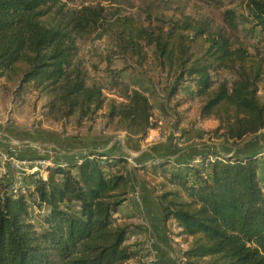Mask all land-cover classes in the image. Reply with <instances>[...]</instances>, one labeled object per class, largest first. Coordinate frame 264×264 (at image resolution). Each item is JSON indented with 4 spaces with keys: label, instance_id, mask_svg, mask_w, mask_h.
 Listing matches in <instances>:
<instances>
[{
    "label": "trees",
    "instance_id": "16d2710c",
    "mask_svg": "<svg viewBox=\"0 0 264 264\" xmlns=\"http://www.w3.org/2000/svg\"><path fill=\"white\" fill-rule=\"evenodd\" d=\"M245 7L246 22L264 32V0H247ZM226 16L234 27V13ZM108 31L116 34L122 55L139 65L145 49H154L160 74L168 72L166 84L160 79L162 115L198 100L199 118L219 123L210 134L234 146L264 131V60L222 29L189 18L145 25L129 17L108 20L101 5L0 0V81L18 79L19 90L50 96L55 120L74 118L78 127L94 123L106 105L104 88L88 82L78 41ZM120 76L125 100H113L107 117L130 138L144 141L157 127L155 84ZM211 156L201 155L204 161L213 158L207 178L203 169L168 159L132 171L161 180L150 188L168 238L191 239L182 252L184 264H264V158ZM128 171L126 156L91 149L53 162L46 178L9 172L0 180V264H154L141 239L147 228L131 201ZM32 207L43 215L34 218Z\"/></svg>",
    "mask_w": 264,
    "mask_h": 264
},
{
    "label": "rangeland",
    "instance_id": "374dc122",
    "mask_svg": "<svg viewBox=\"0 0 264 264\" xmlns=\"http://www.w3.org/2000/svg\"><path fill=\"white\" fill-rule=\"evenodd\" d=\"M247 0H63L68 7L80 8L83 6L101 5L106 10V17L108 20H114L115 16L129 17L141 24L148 25L149 21L158 24L161 20H186L191 19L195 23L209 26L212 31L222 29L229 35L236 44L246 47L250 53L257 54L259 58L264 60V32L259 28H255L251 22H246L247 10L245 3ZM227 11H232L235 15V26L231 27L226 16ZM101 31V30H100ZM79 59L84 62V66L88 72V82L90 84L101 85L106 99L105 107L95 116V122L86 120L81 126H77L74 118L68 121L55 120L49 114L48 104L50 96L41 93L40 91L27 87L19 90V80L2 79L0 81V122L5 123L8 127L15 129L19 134V138L34 142L35 145L28 148H23V144L9 146V149L0 148V180L8 176V171L12 172L15 156L21 155L27 151L30 156H36L33 159H26L27 161L34 160H63V154L58 153L56 147L61 149L65 146V142L70 139H84L85 136H108V140L122 136L124 132L120 131L117 126V121L110 120L107 117L108 106L115 100L123 102L125 100L126 87L119 85L120 73H123L124 78L130 75H138L142 78H150V81L155 84L154 89L157 92V97L153 99L155 105L154 120H159L161 117L165 119L161 127L160 134L167 135L168 127L173 121L180 119L181 113L184 109L193 110V115H197L200 109V101H189L186 105L178 108L177 111H172V116L162 115L157 108V104L161 101L163 91L161 88L160 79L167 83V74H160L157 62L154 59V49L146 48V60L141 64H137L136 60L128 56L122 55L117 44L116 34L111 31L104 32L102 37H97L94 33L91 37L81 39L78 41ZM223 78H231L227 73L221 75ZM173 75H170L172 78ZM173 79V78H172ZM128 82V78L124 79ZM163 85V84H162ZM260 96L264 99V82L260 84ZM180 99V98H178ZM184 113V112H183ZM194 123V120H192ZM212 131V130H210ZM206 131L208 141H212L214 135ZM24 133L27 134L24 136ZM188 133V132H187ZM185 133V134H187ZM126 136L127 134L124 133ZM184 135V134H182ZM182 139L183 136H178ZM177 138V139H178ZM176 139V138H175ZM251 139V138H249ZM248 140V139H247ZM156 142H159L156 141ZM252 142V143H251ZM154 143V142H152ZM252 144L256 152L264 154V132H262V142L252 140L247 143L244 151L249 144ZM42 144V145H41ZM26 145V144H24ZM6 146V144L4 145ZM8 148V147H7ZM236 148V147H235ZM249 148V147H248ZM53 149V150H52ZM250 149V148H249ZM23 151V152H22ZM255 155V154H254ZM264 158V156L262 157ZM129 167L128 178L132 187L134 175ZM146 177V175H145ZM144 177V178H145ZM158 177L156 179L149 178L147 183L150 187L158 185ZM137 197V195H136ZM138 199V197H137ZM34 218L42 216L43 213L36 212V208L32 207ZM156 237H154L155 239ZM173 238H177L174 237ZM146 247V253L149 255V261L155 260L154 251H152L151 244H154V250L160 251L158 257V264H165L164 258L168 253V246L162 238L158 240H148V237L141 238ZM151 241V243L149 242ZM176 249L185 251L189 248L191 239L178 238V242L173 241ZM148 246V248H147ZM157 253V252H156ZM169 264V263H168Z\"/></svg>",
    "mask_w": 264,
    "mask_h": 264
},
{
    "label": "crops",
    "instance_id": "0c3cea01",
    "mask_svg": "<svg viewBox=\"0 0 264 264\" xmlns=\"http://www.w3.org/2000/svg\"><path fill=\"white\" fill-rule=\"evenodd\" d=\"M189 109V107H187ZM184 109L180 115V119L174 120L167 129L169 137L163 142L150 143L146 140L137 141L136 139L126 136L124 133L112 141L108 140V136H92L90 140L89 136H85L84 139H70L69 142H65V146L61 149L56 147L58 153L63 154L64 159L68 158H78L82 156L87 150L95 149L100 152H113L115 155H123L126 157L133 156L137 164H152L153 161H159L163 159L171 160V162L176 163L180 166L188 165L197 156L201 155H221L223 157L237 156L245 158L252 156L254 154L258 155L260 159L264 156L262 152L258 153L254 150L252 151V142L248 145V148L244 151L247 143L255 140L262 142V132L251 139L246 140L238 146H234L232 142L225 141L219 136H214L212 141H208V133L206 131L214 130L219 126L218 121L214 119L201 120L199 118V113L193 115V110L189 111ZM194 120V123H192ZM188 132V133H187ZM264 132V131H263ZM187 133V134H185ZM22 133H17L15 129L8 127L5 123L0 122V148H4L3 151L9 149V146L16 147L15 145L23 144V148L31 147L35 145L34 142L21 139L19 136ZM184 134V135H182ZM27 134L24 133V136ZM175 136H183L182 139H175ZM180 141V142H179ZM6 144V146H4ZM26 144V145H24ZM42 145V144H41ZM246 145V146H245ZM8 147V148H7ZM236 147V148H235ZM53 150V149H52ZM23 152V151H22ZM27 151L21 153V155L15 156L18 160L33 159L36 156H30ZM212 157V156H211ZM63 159V160H64ZM58 160L54 161L57 163ZM264 165V164H263ZM134 175L132 187V194L130 195L131 201L135 203L137 210L142 215V223L147 228V233L145 237L148 240L154 239L159 240L160 237L167 244L169 250L164 258L165 264H184L182 262V252L177 250L173 241L178 242V238H168L167 229L163 223L161 211L158 202L153 195V192L147 183L149 178H154L152 174L148 173H136L131 171ZM145 177V178H144ZM160 181L159 179L157 180ZM138 199H137V197ZM178 232V230L176 231ZM151 243V241H149ZM154 244H151L152 251H154V264H158V257L160 251L154 250ZM157 252V253H156Z\"/></svg>",
    "mask_w": 264,
    "mask_h": 264
},
{
    "label": "built area",
    "instance_id": "2783aa9c",
    "mask_svg": "<svg viewBox=\"0 0 264 264\" xmlns=\"http://www.w3.org/2000/svg\"><path fill=\"white\" fill-rule=\"evenodd\" d=\"M154 122L157 123V127L149 132L146 138V141L150 143L156 142L158 140L159 142L166 141L168 138V134L167 135L165 134L163 136L160 134V130L165 122V119L161 117L159 120H154ZM175 137L177 140L178 136H175ZM126 158H127L130 168L133 169L134 167L138 165L133 156L126 157ZM210 161H213V158L210 157L209 161H204V159L201 156H197L194 160H192L189 163V165H192L194 168L203 169L202 176L204 178H207L210 173V166H209ZM13 162L14 163L12 164L13 166L12 170L13 172H16L17 175H20L21 173L23 174L33 173V174H36L37 177L39 178L40 177L46 178L48 175L47 167L53 164V162H51L50 160H45V159L34 160V161H27L26 159L25 160L17 159V160H14ZM8 174H9V171H8ZM21 178L22 177L19 176V179ZM151 263H154V260H151Z\"/></svg>",
    "mask_w": 264,
    "mask_h": 264
}]
</instances>
